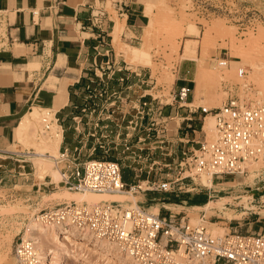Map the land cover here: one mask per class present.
<instances>
[{"label": "rangeland", "instance_id": "1", "mask_svg": "<svg viewBox=\"0 0 264 264\" xmlns=\"http://www.w3.org/2000/svg\"><path fill=\"white\" fill-rule=\"evenodd\" d=\"M161 1L152 2L159 4ZM166 1L172 8L171 15L162 14V11L154 7L156 17L153 19L156 28L148 40L142 35L137 46L122 41V23L112 2L110 0L106 2V8L115 14L116 19L113 32L114 46L119 56L124 54L125 62L128 63L119 60L116 63L119 67H114V72L111 68L103 73L98 71L100 77L94 79L97 94L87 97V104L83 105L85 110L79 109L74 112L73 121L65 122L63 125L65 139L62 146L85 145L81 153L82 158L96 146L94 155L118 159L123 165L126 180L142 184L143 187L146 186L147 180L150 181V185H153V182L159 184L165 180H177L178 184H173L174 187L170 191L141 189L138 191L136 190L138 188H134L135 193L145 194V198L138 202V205L145 208L150 209L151 205L160 203L162 214H168L169 211L166 209L168 207H162V203L171 201L177 205L169 206L175 212H180L179 215L184 214L190 219L194 216L218 221L227 228L226 232L264 231V163L259 162L258 166L255 162L250 164L248 172L243 176L225 177L223 180L219 177V180H215L216 185L209 188L201 183L200 173L190 169L189 165L186 167L185 164H181V161H184L182 152L185 151V147L175 136L179 125L184 126L190 122L187 120L193 116L191 109L199 117L197 128L200 129L201 137L206 135L208 138L207 131L201 130L206 116L214 115L215 108L222 106L230 97L245 103H264L257 101L260 89L253 80V64L251 61L233 56L238 47L246 50L250 48L248 46L252 36L256 38L252 39L256 46H252L259 49L254 51L255 47L251 46L248 50L249 58L255 56L256 60L264 59V0ZM189 22L197 24L199 35L189 32L187 27ZM215 23L219 28L213 30L208 40V56L206 55L203 63L210 67L211 71H215L213 67L218 66L219 72L226 77L216 79L217 81L208 78L199 81L197 73L201 68L204 33ZM261 31L263 32L260 33ZM259 35L262 41H259ZM188 38L198 40L195 57L197 61H193L197 76L195 84L198 78V90L197 94L195 90L191 93V99L188 97L191 102L195 100L193 104H184L179 108V102L174 99L176 88L174 83L180 66L186 60H190L183 56ZM224 59L228 61L227 64H219ZM125 65L129 67L126 68ZM227 67L236 69L242 67L244 71L242 79L236 78V71L226 70ZM262 69L264 70L263 65ZM241 80L247 86L244 87ZM201 87L205 89L200 93ZM112 88L113 93H108L106 89ZM144 101L147 105L143 104ZM168 106L170 108H167ZM201 106H207L208 108H204L209 111L205 112ZM47 112L39 111V120L41 125H44L42 129L55 134L56 127L61 126L55 121L54 126L50 128L45 125L44 117L50 121ZM51 123L53 125V122ZM214 135L215 129L213 137ZM194 147L197 148L198 145L195 144ZM11 149L29 154L0 157V258L2 257L0 264H17L14 249L17 241L23 236L26 223L44 208L68 202L61 195L65 191H72L55 181L49 173L44 179L39 177V167L37 168L32 158L37 148L31 142L20 141ZM190 150L191 147H186L187 155L191 154ZM50 151H47V154L51 153ZM52 154L58 153L52 150ZM53 165L57 167L54 162ZM232 181L236 184L229 183ZM125 194L127 198H132ZM210 201L214 203L206 212L204 206ZM120 202L124 205L134 204L130 199ZM203 223L209 230L208 223L205 221ZM93 257L98 258L95 255ZM57 259L58 255L52 257L48 264H58ZM98 259L101 263L104 260L103 257ZM65 264L80 263L75 257H71Z\"/></svg>", "mask_w": 264, "mask_h": 264}, {"label": "built area", "instance_id": "2", "mask_svg": "<svg viewBox=\"0 0 264 264\" xmlns=\"http://www.w3.org/2000/svg\"><path fill=\"white\" fill-rule=\"evenodd\" d=\"M2 19L0 14V37L3 36ZM94 77L100 76L95 73ZM188 93L189 88H181L179 99L185 100ZM143 104L147 105V102ZM204 111L209 110L204 108ZM47 113L50 115L48 122L54 123L52 113ZM214 117V138L208 139L204 135L194 140L198 147L191 148L190 155L183 151L181 164L189 165L197 173L210 174L215 182L219 177L223 180L243 176L253 162L264 163V103H245L230 97L215 108ZM46 120L44 117L43 121ZM203 126L201 130L204 131ZM84 147L63 146L57 155L48 152L59 167L60 183L69 190L95 193L134 188L138 191H170L177 183V180H165L150 185L147 180L143 187L128 182L118 159L94 155L96 146L82 158ZM166 209L168 214L114 200L97 204L71 201L44 208L37 216L46 223L72 227L79 234L108 241L136 264H264V231L242 233L230 230L212 234L203 223V217L194 224L184 214ZM14 253L17 264H43L34 239L22 236Z\"/></svg>", "mask_w": 264, "mask_h": 264}, {"label": "crops", "instance_id": "3", "mask_svg": "<svg viewBox=\"0 0 264 264\" xmlns=\"http://www.w3.org/2000/svg\"><path fill=\"white\" fill-rule=\"evenodd\" d=\"M107 1L0 0L3 18V36L0 37V157L27 153L11 147L20 142L16 138L19 121L35 107L50 111L65 136V122L73 121L74 112L87 104V97L97 94L96 84L92 82L96 79L94 74L99 75L98 71L103 73L108 68L114 72L113 68L119 67L116 66L119 60L126 61L124 54L119 56L113 43L116 19L115 14L106 8ZM110 1L123 24L122 41L137 46L144 27L150 23L145 13L146 3L153 0ZM196 51L190 54L183 50V56L190 60L180 66L174 83V99L179 102V108L195 101H189L188 97L191 99V93L195 90L197 94L198 90L193 62L197 61ZM183 87L190 89L185 101L179 99ZM204 89L201 87L200 93ZM106 90L113 93V88ZM190 111L194 117H189L187 121L190 122L184 126L179 125L175 135L184 143L185 150L186 147L195 148L194 140L201 136L197 128L199 117L192 109ZM64 139L59 149L63 147ZM166 203L173 202L165 201L162 207H168Z\"/></svg>", "mask_w": 264, "mask_h": 264}, {"label": "bare ground", "instance_id": "4", "mask_svg": "<svg viewBox=\"0 0 264 264\" xmlns=\"http://www.w3.org/2000/svg\"><path fill=\"white\" fill-rule=\"evenodd\" d=\"M146 4L147 5L145 7V13L150 18L149 19L150 24L144 27L143 35L144 37H146L145 39L148 40V38L152 36L154 29L156 28L155 22L153 19L156 17V13L153 8L157 7L160 12L162 11V14H169V15H171L172 13V8L169 6L166 0H162L161 3L159 4H156L153 2L146 3ZM121 27L123 29V24H121ZM187 27L190 33L199 35V28L196 23L189 22ZM218 28L219 27L217 26V23H215L213 26H210V28L207 29L206 32L204 33V37L202 41V49H201L202 56L200 58L201 68L198 74L199 81H201L203 78H208L210 80H214V79L220 80L222 77L223 78L226 77L225 75L219 72L218 66H214L213 68L215 71H211V68L206 67L205 64L203 63V60H205V57L208 53V47H209V45H207L208 40L210 39V36L212 35L213 30L214 29L218 30ZM262 32L263 31H261L260 33ZM258 37H260V35ZM253 38L255 37L251 36L250 42H249L250 46H248V48L249 47L251 48L252 45L256 46V42H254L256 38L252 40ZM251 40L254 43H252ZM260 40L262 41L261 37L259 41ZM259 41L257 42L259 43ZM197 46H198V40L193 39V38H188L186 41L184 50L185 52L191 54V53H194V50L197 49ZM255 46H252V48ZM250 48L246 50L245 48L238 47L234 51L233 56L239 59H242V60L251 61V63L253 64L252 66L254 68L253 80H254V83L260 89L259 96L257 97V101L260 102V101H264V70L262 69V65L264 66V61H263L264 59H261L262 61L256 60L255 59L256 57L254 55L253 56L255 58L253 57L254 59L253 58L250 59L249 58L250 52H248ZM258 49L259 47H255V50L254 49L253 50L256 51ZM227 62L228 61L224 59L220 61L219 64L223 65L225 63L227 64ZM226 70L236 71V78L242 79L241 75L244 74L242 67H239L237 69L227 67ZM241 81L243 82V80ZM243 84H244V87L247 86L244 82ZM204 107L208 108L207 106H204ZM39 111L40 110L35 107L34 109L26 113L25 116L22 118V120L19 121L20 123L16 128V138L21 142H31L32 145H34L37 148L35 153L32 155V158L35 161L37 168L39 167L38 169L39 172L37 171L39 174V177L44 179L46 174L49 173L50 176H52L55 181L60 182L61 177H60L59 167H55L53 165L54 161L52 157L47 154V151L51 150L50 151L51 155H54L52 154V150L55 153L59 152L60 143L63 138L62 127L61 128L56 127L55 134L51 132L48 133L46 130H43L42 128L44 125H41L42 123L39 120L40 119ZM45 125H47L50 128L51 126H54V123L52 125V123L46 120ZM203 129L207 131L208 138L212 139L213 134H214V129H215L214 115L208 114L206 116ZM255 163H256V166H258L257 164H259V162H255ZM200 180L202 184L206 185L209 188L214 187L216 185V183L212 179V176L204 172L200 173ZM229 183L233 185L236 184L235 181H232ZM134 190L135 189L118 191V192H104V193H95V192H89V191L87 192L65 191L61 195V197L63 196L64 198H66L68 202L87 201L90 204H97V203H101L104 201H113V200L114 201H125L127 199H130L136 205L138 204L140 200H143L145 198V194L135 193ZM125 193L132 196V198H127ZM212 203H214V201H210L208 205L204 206V210H206V212L209 211V207L210 205H212ZM165 205L171 208V206L169 205H175V204L166 203ZM150 209H152V211L158 212L160 210V203L151 205ZM200 220H201V217H197V218H195L194 216L191 217V222L195 224ZM203 220L208 223L209 230L211 231L212 234H223L227 231L226 230L227 228L220 225L219 224L220 222L218 221L205 220L204 218ZM23 238L34 239L36 243V251L38 255L40 256L41 260L43 261V264H48L50 262V259L56 255H58V259H57L58 264H65V262L71 257H75V259H77V261L80 264H113V262H115L116 264H136L119 247L115 246L112 243H109L108 241L94 239L91 236H88L86 234H79L72 227L68 228V227H64L62 225H58L54 223H46L43 220H41V218L38 217L37 215H35V217H32L26 223L24 232H23ZM93 255L98 256V258L100 259L103 257L104 258L103 262L101 263V261L98 258H94Z\"/></svg>", "mask_w": 264, "mask_h": 264}]
</instances>
